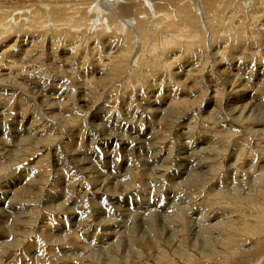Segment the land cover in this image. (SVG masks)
Segmentation results:
<instances>
[{"label": "bare ground", "instance_id": "1", "mask_svg": "<svg viewBox=\"0 0 264 264\" xmlns=\"http://www.w3.org/2000/svg\"><path fill=\"white\" fill-rule=\"evenodd\" d=\"M114 1L115 3L113 1L110 2V0H0V40H2L0 44L15 41L14 44L7 45L3 53L0 54V62L6 59L3 60L1 57L3 54L12 53L15 49L14 47H16L14 45L18 41L21 42V38L28 36L30 42L27 45H30L28 47L30 49H27V51L29 50L28 52L33 54H31L32 56L30 55V58L27 56L29 58L28 61L32 62V64L30 63L31 66L29 64L28 66H24L22 64L23 60L20 63L22 65L19 66L11 58L12 61L9 60V62L14 67L11 66L13 69L16 68L14 77L20 76L19 72H25L26 75H29L28 77L36 79L38 76L40 77L44 74L41 72L42 65L40 64L44 61L45 57L48 60H51L49 57H53V55L58 57L57 53L53 54L57 50L58 52L61 50L63 54L73 55L81 53V48L85 49L84 53H82L86 54L87 60L89 59L88 62L92 63V65L89 63L91 65H89V68L93 70H90L92 75L89 79L92 82L90 86L92 88L89 95L91 97L95 95L101 97V93L96 90L101 89L100 91H102V89H108L109 92H112L114 89H117L115 87L116 83L118 84L121 81L122 85L119 83L120 90L121 92L125 91L124 98L122 99L125 106L122 107H125L124 110L127 111V114H129L130 110H135L136 112L139 110L142 115L149 117L148 120L158 117L161 122L163 121L162 130L158 129L156 131V129H153L150 134L152 143L159 147V150L157 146L155 147L157 150L152 155V158L155 157V161L157 158H164L163 160L170 159L168 148L162 153L161 147L166 146L168 140L175 135H173L174 129L178 128L179 132H181L179 135L182 137L180 139L181 143L177 142L180 143L179 148L182 151L189 148L188 151L182 152L183 154L177 153L179 159L183 160V158H187L186 154L189 153V150L201 151L199 154L201 157L197 155L199 159L197 166L207 173L199 175L198 170L196 171L198 174L194 173L193 169L195 167L192 170L191 167L190 169L188 167L186 170L185 163L183 162L184 172L182 174L188 175L189 179L187 178V181L182 184L179 181L170 183L172 186L170 191L166 190L167 195H173L170 197L174 204L171 202L173 205H169V210L166 207H162V211L153 206L157 211L151 210V213H148V211L150 212V208L148 210L143 208L146 205L152 208V203H157V199L151 198L153 200L151 203L144 195L143 200L145 199V203L143 204L144 201H142L144 206L139 209V212L134 210V214L130 213L133 217L136 216L135 220L133 219L136 222L134 224H129V220L127 222L114 219L108 221L97 220L95 219L97 216L95 218L93 216V219H91V215H88L90 210L85 205H88L89 202H92L93 199L99 196L110 202L122 200L123 195L127 199V197L134 196V193L142 194L138 187L139 192L136 190L137 188L134 184L135 172L138 170L137 167L135 166L134 168L131 165L128 171L125 170V162H117L116 156L120 152L125 153L128 151L129 154L132 153L134 148L139 144L137 140L143 134L140 133L141 131L138 127L140 132L135 129L133 121H127L125 117L117 112L121 107L112 100H110L111 102L107 100L106 105H103L102 109V105H100L98 111L95 110L93 116L99 123H82L80 121L83 117L81 118L80 115L78 119L77 117L75 119L72 118V122H76L77 126L72 125L71 130L74 133H70L69 136L67 135L65 138L68 140L64 141V138L60 139L56 137L57 126L49 124V120L38 123V119L35 122L32 119L30 122L34 124V127L16 131L18 134H25V137L15 136L14 141H10L8 144H4L5 141L1 142L0 139V167H2L0 168V180L5 176V172L11 170V167L18 163L21 165V163L26 162L29 158L26 166H23L24 164L22 166L25 167V171H30L29 174L27 173L30 176V178L28 177L29 180L28 178L27 180L28 183H31L27 188L21 187L13 191V202L10 203V208L14 215L12 213L7 214L5 210L6 214H3L1 207L6 206V202L4 200L0 201V221L2 218H6L9 223L8 227L5 225L6 223H3L5 226L0 227V238H8L5 242L0 243V260L5 259V264H264V117L256 115V111L253 113L251 111L252 107L248 108V104H245V106L234 104L235 106H231L230 110L226 109L228 115L224 116L225 111L220 114L223 102L220 94L227 92L229 96L233 95V98L237 100L238 98L245 97L247 94L244 92L246 90L243 89L248 86V76L250 77L251 73L254 75V73L259 71L258 65L263 64L262 66L264 67V0H121V4L116 2V0ZM98 3L99 5L95 7V4ZM9 5L15 6H11L12 8H10ZM92 7L94 10L95 8H102L103 10H100H102L103 14H106V17L102 14L104 17L101 15V17L93 20L94 15L90 14ZM81 8H84V10L82 11ZM31 9L33 10L31 11ZM150 9H153V15L149 13ZM26 11H29V13H26ZM93 21L96 23H93ZM17 23L23 29L29 26L28 28L26 27L27 31L17 30V35L12 33ZM92 23L95 25L93 28L91 26ZM121 26L124 30L121 29ZM79 27L84 28L79 34H74V31ZM108 28L112 29L110 34L106 31ZM28 52L27 54L29 55ZM15 56L14 54L13 57ZM24 57L26 58V56ZM74 57H77L75 61ZM74 57L72 58L71 56L73 64L80 62L79 66L83 64L87 65V62H78L80 60L78 56L74 55ZM65 59H70V55L69 57L66 56ZM66 60V63L70 62V60ZM35 63L41 66L40 71L34 69ZM61 63L59 62V64ZM236 63L240 65L238 64L239 66L237 67ZM247 63H250L252 66H249ZM57 64L58 62L56 66H58ZM70 64L72 63L70 62ZM184 64L186 65L184 66ZM51 65L53 68L51 69L54 70L55 66L52 63ZM66 65L68 66L69 64ZM191 66L192 68L188 69V71L187 69H183V72H186V76L189 77L187 81L190 80L195 86H198V89L194 88L199 90L200 96L196 95V98H191L192 100L182 101L178 100L177 96H175L177 93H173V97L175 98L170 100V104L164 103V99L163 102L159 103L157 99L149 100L146 106L145 104H140L138 98H142L143 100L147 96V92L144 91L142 94H137L138 92H135L134 88H132L136 87V85L132 86L133 82L142 85L157 79H162V83L171 81V78L175 80L180 78L183 72L177 71L174 73V68L179 70ZM247 66L251 69L248 70L249 67ZM6 67H8L7 62ZM223 67H227L229 74L226 69L221 70ZM218 68L220 73L213 74V71L215 70L214 72H216ZM44 69H46L45 66ZM48 69L49 72L47 74L50 75V68ZM70 70L72 71L73 69ZM58 71L60 72L61 70ZM58 71L56 72L58 73ZM235 71L237 73H234ZM95 73H99V76H95ZM204 73L207 74L208 78H212L211 82H215L217 85L223 82L221 84L223 85L222 87H220L221 85L215 86L214 84L215 88H218L217 91L213 90L210 92L214 93L213 96L209 94V87L211 85L209 84L208 87L205 84L208 78L204 76ZM246 74L248 76L244 78L243 76H246ZM84 76L86 77V75ZM66 77L68 76L66 75ZM3 82L4 79H0L1 86ZM14 84L11 83V87H8L10 88V94L12 96L14 94L13 97H20L22 99L27 89L20 91L22 89L21 84L18 82H14ZM257 84H253V86ZM262 86L261 83L260 88ZM73 88L76 89V87ZM73 88L71 89L73 90ZM85 88L87 89V87ZM157 89L159 90V88ZM127 91L129 92L127 93ZM75 92L76 90L74 93H71L75 94ZM28 93L27 95H29ZM203 93H205L206 97H209L201 96ZM102 95H104L103 92ZM122 95L121 97H123ZM38 96L40 97V95ZM203 98H206V100ZM197 100H200V102L196 105ZM213 100L218 104H215L217 110L213 109L214 113L206 109V111L202 110L205 108V102H207L206 106H208ZM82 102H85V100ZM76 103L75 105H77ZM62 106L61 104L60 107ZM47 107L49 111H52L54 108L50 104H47ZM117 107H119V110L116 109ZM34 108L32 112H34ZM71 109L69 110L70 112L72 111ZM58 110L60 111V109ZM215 110L217 111L216 113ZM51 111L50 113H53ZM103 114L106 116L101 117ZM57 117H55L56 122L59 119ZM142 118H145V116ZM62 119H64L63 116ZM133 120L136 123H140L139 120V122L137 121L136 116ZM153 120L155 121V119ZM69 122L65 126L71 125ZM86 126L88 129H86ZM107 126L110 129L106 128ZM84 129L86 132H84ZM116 130H121V132H116ZM192 140H196L197 143L190 142ZM204 140L209 141V145L211 142L213 149L207 145H198V143L203 144ZM84 142L87 143L86 147L83 146ZM62 143H64L63 147ZM71 145L76 147H66ZM38 146L42 149L41 153L47 154V160L45 164L42 161L33 165L35 161L32 163L33 158L30 159V156L32 152L35 153ZM168 146L171 147L172 145ZM206 146L210 149L206 148ZM176 147L174 146L175 149ZM90 158L99 160L108 174L106 172L102 175L97 173L95 163ZM149 160L152 159L150 158ZM224 161H226V168L221 170L220 166ZM189 165H192V163L189 162ZM6 168L8 170H5ZM155 169V171H152L153 173L149 172L152 180H158V178L167 176L171 170L168 164L165 168L159 167ZM51 172H53L55 177L67 174L68 177H72V185L76 186L77 199L71 200L68 206L62 204L64 207L63 211L59 210V208L56 209L57 206H54L55 209L52 208L50 210V207L43 205L48 199H45L44 202L37 199L48 195V192L45 189L43 190V182L44 184H48V174ZM114 172H121V174L113 175ZM142 172L141 174H144ZM14 173L18 174L17 172ZM252 176L257 177V180H252V182H255L256 188L249 193L248 191L252 186H250L248 179ZM110 177L112 181L109 182ZM119 178L120 180L122 178L125 181H130L132 188L130 190L127 189V192H125L126 189L119 187L121 189L118 191L119 193L111 192L108 187L103 188L104 183H113V180L117 181ZM100 179L102 180L100 182L101 187H99L97 182ZM121 181L116 182V185L120 186ZM90 182H93L94 191L90 190ZM75 186L72 188L74 189ZM159 186L161 185L159 184ZM206 186H209L207 187L209 189L208 192L212 190L211 186H219L220 190L214 191L216 192L214 195H202V189V192H198L200 187L206 189ZM214 189L216 190L217 188ZM187 190L196 192L190 194L193 202L186 198L189 195ZM124 192L125 194L121 195ZM53 193L56 192L53 191ZM149 193H147V197H149ZM38 194L39 196H35ZM166 194L163 195L161 201L165 200ZM79 197H84V199L79 200ZM181 198L184 199L182 200ZM180 202L184 203V207H186L185 202H189L192 205H187L190 210L177 207L178 203L179 205L181 204ZM75 203H80L79 207ZM175 203L177 204L175 205ZM172 207L176 208V211L173 212L174 215L172 217L169 215L171 219L167 221L165 220L167 215L164 216L162 212L168 211L169 213ZM196 207L197 209L193 210ZM192 210L193 212L191 213L193 214L201 213L203 210L205 212L206 217H203L205 222H199V219L198 221L196 218L194 219L200 223L199 227H197L198 224L187 220L188 215L186 216V213ZM143 215L150 216L145 217ZM132 216L128 214L127 218L129 219ZM186 221L189 227L197 229L191 231V236L193 233V236L197 240L195 244L187 240L190 234L187 239L184 236L188 233L184 229L187 227ZM57 224L64 228H69L67 233L63 229L66 234L60 237V240L55 239L56 236L54 237L50 233L51 231H47L49 227ZM58 227L56 226L57 230H59ZM143 227L146 228L147 232L144 235H140L141 237L139 238L136 235L138 234L137 230H141ZM183 230L186 232L185 234ZM190 230L188 229L189 232ZM96 244H103L105 247L102 246L104 249L102 247L98 248ZM97 250L101 252L100 258H97L93 254ZM73 251H81L82 253L75 254Z\"/></svg>", "mask_w": 264, "mask_h": 264}, {"label": "rangeland", "instance_id": "2", "mask_svg": "<svg viewBox=\"0 0 264 264\" xmlns=\"http://www.w3.org/2000/svg\"><path fill=\"white\" fill-rule=\"evenodd\" d=\"M41 1V0H40ZM111 1H113L114 3H115V1L114 0H110V2ZM116 2H118V3H122V1L121 0H116ZM100 3V2H99ZM99 3L98 4H95V7L97 6V5H99ZM27 4H28V2H27ZM1 5V4H0ZM14 7L15 5H9V7L10 8H12V7ZM100 9H102V8H95V10L93 9V7H92V9H91V11H90V14H92V15H94L93 16V20H96V18L97 17H101V15L103 14V12H102V10H100ZM33 9H31V11H32ZM81 10L83 11L84 10V8L82 9L81 8ZM97 10H99V11H97ZM30 11V12H31ZM150 12V14H152L153 15V9H150L149 10ZM99 12V13H98ZM26 13H29V11H26ZM26 13H24V14H26ZM96 13V14H95ZM104 16L106 15V14H103ZM102 15V16H103ZM103 16V17H104ZM106 17V16H105ZM95 18V19H94ZM93 23H96V22H94L93 21ZM93 23H92V28L95 26V25H93ZM19 23H17L16 25H15V27L13 28L14 30H13V32L12 33H14L15 35H17L16 34V32H17V30H22V31H27V29H26V27L28 28L29 26H26V27H24V29H23V27H20L19 25H18ZM19 26V27H18ZM19 28V29H18ZM84 28V27H83ZM83 28H81V27H79L77 30H75L74 31V34H79L80 32H81V30L83 29ZM121 29H123L122 28V26H121ZM111 30L112 29H110V28H108L106 31H107V33L108 34H110L111 33ZM124 30V29H123ZM78 32V33H77ZM12 35V34H11ZM14 35V36H15ZM114 35V34H113ZM21 37H24V36H21ZM29 37L28 36H25L24 38H21V42H17V44L16 45H14V46H16V47H14L15 49L12 51V53H8V54H12L11 56L9 55V57H8V54L7 53H5V54H3V56H1L2 58H3V60L5 59V61H2V62H0V79H4V82L2 83L3 85L1 86L0 85V90H1V92H0V94H1V97H0V139H1V142H4V144H8V142L10 143V141L11 142H13L14 141V138H15V136H20V137H25V134H23V135H21V134H18V132H16L17 130H20V129H23V128H30V127H34L33 125L34 124H32V122H30V120H34V122L38 119L39 121H38V123L41 121H48L49 122V124H52V126L54 125L56 128H57V136L56 137H58V138H60V139H62V138H64L63 139V141L64 140H68L67 138H65V137H67V135L69 136V134L70 133H74V131L73 130H71V128L75 125V127L77 126V123L75 122H72V118L73 119H75L76 117H77V119H78V116L80 115V117L82 118L83 117V119L80 121V122H82V123H88V124H90V123H92V122H97L96 121V118L93 116V114L95 113V110L96 111H98V109H99V106L100 105H102V107H101V109L103 108V105L105 106L106 105V102H107V100H112L113 102H116L117 103V105L119 106V107H121L120 108V110H119V107H117L116 109L117 110H119V111H117V112H119L120 113V115H122L123 117H125L126 119H127V121H133L132 123H133V125H134V127H135V129L137 130V131H139L140 133H142L143 134V136L142 137H140L139 139L141 140V142H140V140L138 139L137 140V142H139V144H138V146L136 147V148H134V150H133V152L132 153H128V151L127 152H120V153H118L117 154V156H116V161L117 162H119V163H124V168H125V170H127L128 171V169L131 167V165L135 168V166L137 167V171L135 172V182H134V184H135V186H136V188L138 187L139 189H140V191H141V193L142 194H137V193H134V196H132V197H127V199H126V196L125 195H123V194H125V192H127V189H131L132 188V186H130V184H131V182L130 181H125L124 179H122L121 178V180H120V178L116 181V180H113L114 182L113 183H104L103 184V188H105V187H108V188H110V191L111 192H115V193H117L118 191H120L121 189L119 188V187H122V188H124V189H126V191L124 192V193H122L121 195H123V199L122 200H120V201H110V202H108L105 198H103V197H98V198H95V199H93V201L92 202H89L88 203V205H85V207H88L89 209L88 210H90L89 211V213H88V215L90 216V218L91 219H93V218H95L96 216V218L95 219H97V220H103V221H108V220H117V221H120L121 220V222L123 221V222H127V220H129L128 221V223L129 224H134V223H136V222H134V220H135V218H136V216H132V214H130V213H135V212H133L134 210H137V212H139V209L141 208V207H143L144 205V203H145V199L143 200V198L145 197V198H148L149 199V202H153V200L151 199V198H156L157 199V203L159 204H157V203H155V202H153L152 203V208L151 207H148L147 205H146V207H144L143 209H145L146 208V210H148L149 208V210H150V212L148 211V213H151V210L152 211H157V209L156 208H158L159 209V211H162V207H166L167 209H168V207H170L169 205H173L174 203H173V200H172V196L173 195H167L166 194V190H168V191H170V188L172 187L171 186V184L170 183H175V182H178L179 181V183L180 184H182L183 182H185V181H187L186 179L188 178L189 179V177H188V175H185V174H182V172H184V168H183V166L184 165H182L183 164V162L185 163V166H186V170H187V168L189 167V169H190V167H191V170L193 169V167H195L193 170H194V173H200L199 175H202L203 173H207L205 170H203L202 168H199L197 165H198V163H199V159L197 158V155L199 156V154H200V152H198V151H194V149H193V151L191 150H189V153H187L186 154V156H188L187 158H183V160H181V159H179V156H178V152H179V154H183L184 152H186V151H188V149L187 150H185V151H182L180 148H179V145H180V143H181V138L182 137H180V133L181 132H179V130H178V128L176 129H174L173 131V137H171L169 140H168V143L166 144V146L164 145L163 147H161L162 148V153L163 152H165V150L168 148V150H169V154H170V159L169 160H163L164 158H157V160L155 161V157H153L152 158V155L154 154V152H156V150L158 149L159 150V147L157 146V149L155 148L156 146L152 143V140H151V136H150V134L152 133V131H153V129H156V131H158V129L159 130H162V126H163V121L161 122L160 121V118H152V119H155V121L153 120L152 121V119L151 120H148L149 119V117H147L146 115H142L140 112H139V110H137V112L135 111V110H130L129 111V114H127V111L126 110H124L125 109V107H122V106H125L124 105V103H123V98H124V92L125 91H122L121 92V90H120V84L122 85V83H121V81L117 84L116 83V85H115V87L117 88V89H114L112 92H113V94H111L112 92L110 91H108V89L107 90H104V89H102V91H100L101 89H98V90H96V91H98V92H100L101 93V97L100 96H92L91 97V95H89L90 93V89L92 88V87H90L91 86V81H90V77H91V75H92V73H91V71H93L92 69H90L89 68V65L91 64L92 65V63H90V62H88L89 61V59L87 60V58H86V54H83L84 53V50L85 49H83V48H81V51L83 52H79V53H75V54H73V55H71V54H63L62 53V51L60 50L59 52H58V50L57 51H55L53 54H58V57H56L55 55H53V57H49V58H51V60H48V58H44V61H42V63L40 64V65H42V71L41 72H43L44 74L42 75V76H38V78H36V79H34L33 77H31L32 78V80H31V78L30 77H28L29 75H26V73L25 72H19V74H20V76H18V77H14L15 76V72H16V68L15 69H13L14 67L12 66V64H10V62H9V60H14V63H16L17 64V66H19V65H24V66H28V64L30 65V63L32 64V62H29L28 61V59L33 55L32 53V55L30 54V52H28L27 51V49H30V48H28V47H30V45H27V43L28 42H30V38L28 39ZM24 39V40H23ZM108 40V39H107ZM2 40H0V42H1ZM23 41V42H22ZM92 41H94L93 39H92ZM24 42H26V43H24ZM151 42V41H150ZM11 43H15V41L13 40V42H11ZM11 43H4V44H0L1 46H0V54L1 53H3V51L6 49V47H7V45H9V44H11ZM18 44H19V46H18ZM3 45H6V46H3ZM12 45V44H11ZM23 47H22V46ZM20 47V48H19ZM23 49H22V48ZM17 49V50H16ZM20 49V51H18ZM25 49V50H24ZM16 50V51H15ZM22 51V52H21ZM29 53V55L27 54V52ZM24 53V54H23ZM14 54L16 55L15 57H13L14 56ZM27 54V55H26ZM7 55V56H6ZM31 55V56H30ZM63 55V56H62ZM69 55H70V59H68V60H66L65 58H66V56L67 57H69ZM74 55H76V56H78V59H80V60H78V62L79 61H81L82 63H86L87 65H85V64H83V65H81V66H79V63H76V64H78V65H76V64H73L74 62L72 61L73 59H71V56H72V58L74 57ZM5 56V57H4ZM24 56H26V58L24 57ZM27 56H29V58L27 57ZM60 56H61V58H60ZM9 59H8V58ZM13 57V58H12ZM22 57H24V59H22ZM86 59H85V58ZM11 58V59H10ZM53 58V59H52ZM59 58V59H58ZM75 58H77V57H74V61L76 60ZM81 58H83V59H81ZM19 59V60H18ZM55 59H56V62L54 63V61H55ZM58 59V60H57ZM85 59V60H84ZM231 59H232V56H231ZM11 60V61H12ZM16 60H18V61H16ZM24 62H23V61ZM27 60V61H26ZM47 60V61H46ZM52 60H54V61H52ZM60 60V61H59ZM64 60V61H63ZM65 60L66 61H69L70 60V62L72 63V64H70V62H68V63H66L65 62ZM233 60V59H232ZM49 61H51V62H49ZM61 61H62V63H61ZM236 61V60H235ZM234 61V62H235ZM6 62H7V66L9 67H6ZM8 62H9V65H8ZM23 62V63H22ZM27 62V63H26ZM45 62V63H44ZM47 62H49V63H47ZM58 62V66H60V67H58V66H56V63ZM59 62L61 63V64H63V65H61V64H59ZM233 62V63H234ZM20 63H22V64H20ZM26 63V64H25ZM53 64L54 66H55V69L54 70H52L53 68H52V65L50 66V64ZM69 64L68 66H70V67H68L66 64ZM90 63V64H89ZM15 64V65H16ZM45 64V65H44ZM65 64V65H64ZM239 63H236V66L238 67L239 65H238ZM242 64V63H241ZM249 66H252L250 63H247ZM256 64V63H255ZM3 65V66H2ZM38 65V66H37ZM39 64H37V63H35L34 64V69H37V70H39L40 68H41V66H40ZM90 65V66H91ZM186 64H184V66H185ZM232 65V64H231ZM258 65V64H257ZM261 66L263 65V64H260ZM260 65H258V69H259V71H257L256 73H254V75L251 73V75H250V77L246 74V76H243L244 78L245 77H247L248 76V78H247V81L249 82L248 83V86L247 87H245L243 90H246V91H244L247 95L245 96V97H243V98H238V100L237 99H234L233 98V95H228V93L227 92H222L221 94H220V98H222L223 99V102H222V105H221V109H222V111L220 112V114H222V113H224V111H225V114H224V116L225 115H228V113L226 112V109H229L230 110V108H232L231 106H235V105H237V104H239V106L241 105V106H245V104H248V108L251 106L252 107V112L253 113H255V111H256V115L258 114L259 116H263L264 117V67L262 66H260ZM5 66V67H4ZM13 68H12V67ZM31 66V65H30ZM44 66L46 67V69H44ZM78 66V67H77ZM249 66H247V67H249ZM4 67V68H3ZM37 67V68H36ZM62 67V68H61ZM48 68H50V75L49 74H47V72H49V69ZM52 68V69H51ZM57 68H59V69H57ZM80 68V69H79ZM190 68H192V66L191 67H186V68H182V69H179V70H176V68H174V73H176L177 71H180V72H183V69H187V71H188V69H190ZM228 68H230L229 66H228ZM13 69V70H12ZM66 69V70H65ZM70 69H73L72 71L70 70ZM224 70V69H226V71H227V67L226 68H221V70ZM251 68L249 67L248 68V70H250ZM18 70V69H17ZM41 70V69H40ZM39 70V71H40ZM46 70H48V71H45ZM53 72H52V71ZM58 70H61L60 72L62 73V75H61V73L58 71ZM62 70H64L63 72H62ZM76 70V71H75ZM91 70V71H90ZM262 72H261V71ZM56 71H58V73L56 72ZM71 71V72H70ZM75 71V72H74ZM80 73H79V72ZM215 71V70H214ZM213 71V74H219L220 73V70H219V68L218 69H216V72H214ZM40 72V73H41ZM78 72V73H77ZM83 72V73H82ZM84 72H85V74H84ZM88 72V73H87ZM171 72H172V70H171ZM186 73V72H185ZM184 72L183 73H181V76H180V78H177V79H175V80H173V78H171V81H167V82H164V83H162L161 82V80L162 79H157V80H151L150 82H148V83H146V84H142V85H140V84H136V83H132V86L133 85H136V87H138L137 89H136V87L134 86V87H132V88H134V90H135V92H138L137 94H142L144 91L145 92H147V96L149 97V99H148V97L147 96H145L144 98H143V100H142V98H138V101H140V104H145V106H146V104H147V102L150 100V101H152V100H154V99H157V102L159 103V102H163V99L165 100L164 101V103H166V104H170V100H172L173 98H175V97H173L174 96V94L175 93H177V94H175V96H177V99L178 100H192V99H194V98H196L195 96L197 95V96H200V93H199V90H196L195 88H197L198 89V86H195V84L193 83V82H191L190 80L189 81H187V79L189 78L188 76H186V74H185ZM227 73L229 74V70L227 71ZM234 73H237L236 71L234 72ZM258 73V74H257ZM3 74V75H2ZM58 74H60V75H58ZM68 76V77H66V75ZM82 74V75H81ZM88 74V75H87ZM24 75V76H23ZM53 75V76H52ZM76 75V76H75ZM84 75H86V77L84 76ZM95 76H99V73H95L94 74ZM253 75V77H251ZM23 76V77H22ZM44 76V77H43ZM47 76V77H46ZM61 76V77H60ZM75 76V77H74ZM84 76V77H83ZM204 76L205 77H207V74L206 73H204ZM210 76V75H209ZM14 77V78H13ZM51 77V78H50ZM63 77V78H62ZM65 77H66V79H65ZM156 77V76H155ZM242 77V78H243ZM46 78H48L47 80H46ZM56 78V79H55ZM71 80H70V79ZM74 78V79H73ZM154 78V77H153ZM182 78V79H181ZM208 78V77H207ZM222 78L224 79V77L222 76ZM43 79H45V80H43ZM50 79H52V80H50ZM61 79V80H60ZM14 80V81H13ZM37 80V81H36ZM48 80H49V82H48ZM65 80V81H64ZM73 80V81H72ZM81 80V81H80ZM87 80H89V82H87ZM185 80V81H184ZM211 80H212V78H208V80L206 81V85L209 87V84L211 85V87H209V94H211V96H213L214 95V93H210L211 91H217V88L218 87H216L215 88V86H220L221 84H223V82H221V83H219L220 85H217V84H215V82H211ZM262 82H261V81ZM23 81V82H22ZM42 81H44V82H42ZM86 81V82H85ZM174 81V82H173ZM178 81H180L181 82V84H179L180 82H178ZM219 81H221V80H219ZM14 82H18L19 84H21V90L20 91H24V90H26L27 89V92H26V94H24V92H23V94H24V97H22V99L20 98V97H13L14 96V94H13V96L10 94V88H8V87H11V83L12 84H14ZM47 82V83H46ZM66 84H65V83ZM152 82V83H151ZM183 82V83H182ZM210 82V83H209ZM29 83V84H28ZM35 83V84H34ZM40 83V84H39ZM43 83H45V84H47V85H45V84H43ZM49 83V84H48ZM63 83V84H62ZM70 83V84H69ZM84 83V84H83ZM90 83V84H89ZM156 83V84H155ZM243 83H245V82H243ZM258 83V84H257ZM261 83H262V88H260V85H261ZM36 84H38V85H36ZM73 84V85H72ZM154 84V85H153ZM164 84V85H163ZM214 84H215V86H214ZM253 84H257V85H254L253 86ZM260 84V85H259ZM14 85H16V84H14ZM57 85V86H56ZM64 87H63V86ZM67 85V86H66ZM69 85H71V86H69ZM83 85V86H82ZM139 85V86H138ZM146 85V86H145ZM251 85V86H250ZM76 87V89L75 88H73V87ZM80 86H81V88H80ZM118 86H119V88H118ZM152 86V87H151ZM157 86V87H156ZM167 86V87H166ZM189 86V87H188ZM223 85H221L220 87H222ZM23 87H25V88H23ZM48 87V88H47ZM50 87H52V88H50ZM60 87V88H59ZM62 87V88H61ZM67 87V88H66ZM79 87V88H78ZM85 87H87V89L84 88ZM146 87H147V89H146ZM151 87V88H150ZM154 87V88H153ZM172 89H171V88ZM195 87V88H194ZM46 88V89H45ZM58 88V89H57ZM71 88H73V90L71 89ZM140 88V89H139ZM150 88V89H149ZM157 88H159V90L157 89ZM31 89V90H30ZM57 89V90H56ZM63 89V90H62ZM77 89H79V90H77ZM178 89V90H177ZM184 89V90H183ZM231 89V88H230ZM29 90V91H28ZM76 90V92H75V94H73L74 93V91ZM120 90V91H119ZM166 90V91H165ZM170 90V91H169ZM177 92H176V91ZM195 90V91H194ZM204 90H205V88H204ZM222 90V89H221ZM32 93H31V92ZM56 91H57V93H56ZM64 91V92H63ZM73 92V93H71V92ZM141 91V92H140ZM160 91H161V93H160ZM173 91V92H172ZM201 91V90H200ZM231 91V90H230ZM229 91V92H230ZM29 92V93H28ZM83 92H84V94H83ZM102 92H103V94L104 95H102ZM129 91H127V93H128ZM165 92V93H164ZM186 92V93H185ZM9 93V94H8ZM27 93L30 95H27ZM31 93V94H30ZM37 93H41V94H38V95H40V97L37 95ZM62 93V94H61ZM66 93V94H65ZM174 93V94H173ZM182 93V94H181ZM32 94H34V95H32ZM36 94V95H35ZM45 94V95H44ZM60 94V95H59ZM86 94V95H85ZM123 94V95H122ZM187 94V95H186ZM188 94H190V95H188ZM3 95V96H2ZM56 95H58V96H56ZM64 95H66V96H64ZM106 95V96H105ZM114 95H116L115 97H114ZM121 95L123 96V97H121ZM224 95V96H223ZM26 96H28V97H26ZM57 97V99H56V97ZM72 96V98L70 99V97ZM103 96V97H102ZM120 98H119V97ZM154 96H155V98H154ZM201 96H203V97H206L205 96V93H203V94H201ZM208 96V95H207ZM55 97V98H54ZM63 97V98H62ZM157 97V98H156ZM166 99H165V98ZM172 97V98H171ZM187 97H188V99H187ZM209 97V96H208ZM208 97H206V98H208ZM228 97V98H227ZM230 97V98H229ZM235 97V96H234ZM258 97H260V98H258ZM26 98V99H25ZM45 98H47L46 100H45ZM59 98V99H58ZM67 98H68V101H67ZM113 98H116V99H113ZM192 98V99H191ZM206 98H203V99H205L206 100ZM262 98V99H261ZM32 99V100H31ZM34 99H36V100H34ZM45 101H44V100ZM63 99V100H62ZM66 99V100H65ZM80 99L82 100V101H84L85 100V102H80ZM146 99V100H145ZM14 100V101H13ZM77 101V103H76V101ZM106 100V101H105ZM258 100V101H257ZM31 101V102H30ZM42 101H43V103H42ZM103 101V102H102ZM118 101V102H117ZM144 101V102H143ZM226 101V102H225ZM228 101V102H227ZM28 102V103H27ZM32 102H34V103H32ZM47 102V103H46ZM79 102V103H78ZM111 102V101H110ZM143 102V103H142ZM146 102V103H145ZM199 102H200V100H197L196 101V105L197 104H199ZM205 102V101H204ZM232 102V103H231ZM239 102V103H238ZM11 103H13V104H11ZM46 103V104H45ZM56 103V104H55ZM71 103V104H70ZM74 103V104H73ZM75 103L77 104V105H75ZM217 102L216 101H212V103L211 104H209L208 106H206L207 105V102H205L204 103V105H205V108L204 109H202V110H204V111H209V112H213V109H216L215 107H216V105H218V104H216ZM24 104V105H23ZM47 104H50V105H52V106H54V108L52 109V111L51 112H53V113H50V111L48 110V107H47ZM61 104L63 105L62 107H60L61 106ZM64 104H65V106H64ZM120 104V105H119ZM216 104V105H215ZM227 104V105H226ZM235 104V105H234ZM32 105V106H31ZM60 107H58V106ZM67 105V106H66ZM75 105V106H74ZM220 105V104H219ZM224 105V106H223ZM168 106V105H167ZM33 107H35L34 108V112H32L33 111ZM69 109H68V108ZM74 107H76V109H74ZM250 107V108H251ZM32 108V109H31ZM47 108V109H46ZM72 108V109H71ZM36 109V110H35ZM46 109V110H45ZM58 109H60V111L58 110ZM72 110L71 112L69 111V110ZM206 109V110H205ZM254 109V110H253ZM38 110V111H37ZM43 110V111H42ZM123 110V111H122ZM217 110V109H216ZM215 110V113L217 112ZM258 110V111H257ZM36 111V112H35ZM40 111V112H39ZM68 111V112H67ZM260 111V112H259ZM31 112V113H30ZM123 113V114H122ZM214 113V112H213ZM3 115V117H2V115ZM40 114H42V115H40ZM48 114V115H47ZM263 114V115H262ZM35 115H37V116H35ZM46 115V116H45ZM57 115H58V117H57ZM59 115H60V117H59ZM126 115V116H125ZM6 118H5V117ZM62 116H63V118L64 119H62ZM104 116H106V115H101V117H104ZM136 116V119H137V121L139 120L140 121V123H136L134 120H133V118ZM145 116V118H142V117H144ZM2 117V118H1ZM23 117H24V119H23ZM55 117H57V122H61V123H57L56 122V118ZM67 117H69V118H67ZM44 119V120H43ZM61 119V120H60ZM66 119V120H65ZM68 119V120H67ZM76 119V120H77ZM142 119V120H141ZM147 119V120H146ZM144 120V121H143ZM52 121H53V123H52ZM56 123H55V122ZM64 121V123H62ZM68 121H70L69 123H71V125H67V126H65L66 124H67V122ZM138 121V122H139ZM149 121V122H148ZM146 124H145V123ZM3 123V124H2ZM97 123H99V121L97 122ZM152 123V124H151ZM6 124V125H5ZM29 124V125H28ZM32 124V125H31ZM58 124V125H57ZM62 126H61V125ZM139 124V125H138ZM64 125V126H63ZM73 125V126H72ZM142 127H141V126ZM28 126V127H27ZM59 126V127H58ZM5 127V128H4ZM65 127V128H64ZM87 127V126H86ZM139 128V130H138V128ZM68 128V129H67ZM106 128H109L110 129V127H106ZM86 129H88V127L86 128ZM108 129V130H109ZM123 129V128H122ZM7 130V131H6ZM85 130V129H84ZM177 130V131H176ZM70 131V132H69ZM151 131V132H150ZM84 132H86V130L84 131ZM116 132H121V130H116ZM150 132V133H149ZM9 133V134H8ZM60 135H59V134ZM62 133H63V135H62ZM67 133V134H66ZM89 133V132H88ZM145 133V134H144ZM149 134V135H148ZM178 136H177V135ZM13 135V136H12ZM72 135V134H71ZM87 135V134H86ZM148 137H147V136ZM59 136H61V137H59ZM63 136V137H62ZM172 136V135H171ZM176 137V138H175ZM178 137V138H177ZM147 138V139H146ZM174 138V139H173ZM5 139V140H4ZM97 140H98V138H96ZM143 139V140H142ZM146 140H148V141H146ZM201 140V139H200ZM144 141V142H143ZM205 142L203 143V144H199L198 143V145H207V146H210V147H212V149H213V146H212V143L210 142V145L208 144L209 143V141H207V140H204ZM177 142H180V143H177ZM190 142H192V143H197L196 142V140H192V141H190ZM198 142H199V140H198ZM87 143H88V141H87ZM87 143H83V146L84 147H86V145H87ZM169 143H171V144H169ZM63 145H64V143H62V147H63ZM134 145V144H133ZM168 145H172L171 147H169ZM176 145H178L177 147H176ZM198 145H197V148H198ZM71 146H74V145H71ZM71 146H66V147H68V148H75L76 146H74V147H71ZM168 146V147H167ZM174 146L176 147V149L174 148ZM206 146V148H209V147H207ZM65 147V148H66ZM215 148H216V146H214ZM143 148V149H142ZM173 148V149H172ZM179 148V149H178ZM193 148H195V147H193ZM153 149H154V151H153ZM164 149V150H163ZM210 149V148H209ZM138 150V151H137ZM181 150V151H180ZM34 151V150H33ZM142 151V152H141ZM42 152V149H41V147L40 146H38L37 148H36V151H35V153H33L32 152V154H31V156H30V159H32L33 158V160L31 161L32 163L34 162V164L33 165H36L37 163H40V162H42L43 161V163L45 164V162H46V160H47V154L46 153H41ZM149 152H152V153H149ZM183 152V153H182ZM142 153V154H141ZM147 153H149L148 155H147ZM174 153V154H173ZM194 153H196L195 155H194ZM177 154V155H176ZM172 155V156H171ZM189 155H191V156H189ZM175 156V157H174ZM199 157H201V156H199ZM152 159V160H149V159ZM155 158V159H154ZM191 158V159H190ZM91 160H93V162L95 163V166H96V169H97V173H99L100 175H102V174H104L106 171H105V169L103 168V166H102V164L100 163V161L99 160H97V159H95V158H90ZM146 159H148V160H146ZM154 159V160H153ZM187 161H186V160ZM176 160V161H175ZM191 160V161H190ZM194 160H196V161H194ZM27 161H29V158L27 159ZM27 161L26 162H24V163H21V165H20V163H18V164H15L13 167H11V170L10 171H8V172H5V176H3V178L0 180V201L1 200H4L5 202H6V206H2L1 207V209H3V214H10V213H12L13 215H14V213H13V211H11V208H10V203H12L13 201H12V198H13V191L14 190H18L17 188H27L31 183L29 182L28 183V180H29V178H30V176H28V174L30 173V171L29 172H27V171H25V167H23V166H26V163H27ZM99 161V162H98ZM130 161V162H129ZM143 161V162H142ZM144 161H145V163H144ZM162 161H164V162H162ZM169 161H171L170 163H168ZM179 161V162H178ZM198 161V162H197ZM141 162V163H140ZM151 162V163H150ZM161 162V163H160ZM166 162H167V164H168V166H169V168L172 170H170L169 171V173L167 174V176L165 175V176H163L162 178H158V180H152V178H151V174L149 173V172H151V173H153L152 171H155L156 169L155 168H159V167H161V168H165V167H167V164H166ZM178 162V163H177ZM189 162H191L192 163V165H189ZM148 163V164H147ZM173 163V164H172ZM22 164H24L23 166H22ZM134 164V165H133ZM156 164V165H155ZM164 164H165V166H164ZM177 164V165H176ZM188 164V165H187ZM19 167H18V166ZM154 167H153V166ZM172 166V168H174V169H172L171 168V166ZM196 165V166H195ZM224 166V167H223ZM16 167V168H15ZM150 167V168H149ZM153 167V168H152ZM0 168H2V167H0ZM197 168V169H196ZM220 168H221V170L223 169V168H226V161H224L222 164H221V166H220ZM10 169V168H9ZM27 169V168H26ZM155 169V170H154ZM177 169V170H176ZM201 169V170H200ZM5 170H8L7 168L5 169ZM144 170H145V172H144ZM198 170V171H197ZM143 171V172H142ZM197 171V172H196ZM12 172H13V174H12ZM14 172H17L18 174H16V173H14ZM21 172V173H20ZM141 172L142 173H144V174H141ZM174 172H175V174H174ZM9 173H10V175H9ZM28 173V174H27ZM197 173V174H198ZM9 176H8V175ZM106 174H108V172H106ZM119 175V174H121V172H114V174L113 175ZM193 174V173H192ZM191 174V175H192ZM8 177H7V176ZM11 175H13V176H11ZM53 175V176H52ZM195 175V174H194ZM11 176V177H10ZM48 176H49V178L47 179L48 180V184H44V182H43V186H44V188H43V190L45 189L46 190V192H48V195H46V197L45 196H41V197H39V198H37V199H39V201H45V199H48V200H46V202H44V204L43 205H46V206H48V207H50L49 209L50 210H52V208L53 209H55V207H56V209H58L59 208V210H61V211H63L64 210V207L62 206V204H64L65 206L67 205L68 206V204L71 202V200H74V199H77V190H76V186L75 185H72V177H68L67 176V174L66 175H59L58 177H55L54 176V174H53V172H51V173H49L48 174ZM63 178H61V177ZM64 176V177H63ZM142 176V177H141ZM148 177V180H147V177ZM180 176V177H179ZM208 176V175H207ZM207 176H205V177H207ZM229 176H230V174H229ZM6 177H7V179H6ZM29 177V178H28ZM60 177V178H59ZM67 178V180H66V178ZM169 177V178H168ZM176 177V178H175ZM179 177V178H178ZM253 177V178H252ZM252 177H250V179H251V181H250V179H248V182H249V184H250V186H252V188H250L249 189V193H251V190H253L254 188H256V185H255V180H257V177L255 176H252ZM26 178V179H25ZM27 178H28V180H27ZM57 178V179H56ZM146 178V179H145ZM167 178V179H166ZM6 179V180H5ZM65 179V180H64ZM161 179H163L164 180V182H163V180H161ZM169 179V180H168ZM183 181H182V180ZM54 180V181H53ZM70 180V181H69ZM252 180H254L253 182H252ZM67 181V182H66ZM69 181V182H68ZM102 180L100 179L99 181H97L98 182V185H99V187H101L100 186V182H101ZM109 182L110 181H112V179H111V177L109 178V180H108ZM118 181H121L122 183L120 184V186L119 185H116V182H118ZM151 181H153L152 183H151ZM157 183H156V182ZM174 181V182H173ZM181 181V182H180ZM126 182H128L127 184H126ZM251 182H252V185H251ZM27 183V184H26ZM169 183V184H168ZM234 183V182H233ZM25 184V185H24ZM50 184V185H49ZM54 184V185H53ZM69 184V185H68ZM113 184V185H112ZM159 184L161 185V186H159ZM167 184H168V186H167ZM147 185H148V187H147ZM170 185V186H169ZM236 185H237V183H236ZM15 186V187H14ZM19 186V187H18ZM69 186V187H68ZM73 186H75V188L73 189L72 187ZM89 187L91 188L90 190H95L94 189V185H93V182H90L89 183ZM117 187V188H116ZM167 187H169V188H167ZM207 187H209V186H206V189H203V188H201L200 187V189L198 190V192L200 191V192H202V190H203V192L201 193L202 195H214L217 191H219L220 190V188H219V186H211V191H209L208 192V188ZM48 188H50L51 190L53 189V191L54 192H56V193H53V191H51L50 189H48ZM136 189L137 191L139 190V189ZM142 188V189H141ZM167 188V189H166ZM214 188H217L216 190L214 189ZM48 189V190H47ZM71 189V190H70ZM146 189H148L147 191H146ZM151 189V190H150ZM164 189V190H163ZM202 189V190H201ZM219 189V190H218ZM9 190V191H8ZM89 190V191H90ZM128 190V191H129ZM205 190V191H204ZM10 192V193H8V192ZM68 191H69V193H68ZM86 191V190H85ZM84 191V192H85ZM163 191V192H162ZM214 191H216V192H214ZM1 192H5V193H1ZM7 192V193H6ZM44 192V191H43ZM73 192V193H72ZM75 192V193H74ZM139 192V191H138ZM148 192H150L149 194L150 195H148L149 197H147V193ZM187 192H188V196L186 197L188 200H190V201H192L193 202V200L190 198V194L192 193V194H194V193H196L195 191L193 192L192 190H187ZM199 192V193H200ZM213 192V193H212ZM52 193V194H51ZM67 193V194H66ZM72 193V194H71ZM119 193V192H118ZM167 193H169V192H167ZM205 193V194H204ZM71 194V195H70ZM136 194H137V196H136ZM154 194V195H153ZM166 194V198H165V200H163V201H161V199L163 198V195H165ZM62 195V196H61ZM145 195V196H144ZM155 195H157V196H155ZM187 195V194H186ZM35 196H39V194L38 195H35ZM68 196V197H67ZM76 196V197H75ZM81 196H82V194H81ZM139 196V197H138ZM142 196V197H141ZM171 196V197H170ZM66 197V198H65ZM70 197V198H69ZM135 197V198H134ZM189 197V198H188ZM44 198V199H43ZM103 198V199H102ZM68 199V200H67ZM70 199V200H69ZM79 200H83L84 199V197H79L78 198ZM133 199V200H132ZM182 200L184 199V198H181ZM10 200V201H9ZM67 200V201H66ZM151 200V201H150ZM69 201V202H68ZM131 201H132V203H131ZM142 201H144L143 202V204H142ZM108 202V203H107ZM114 202V203H113ZM129 202V203H128ZM173 204H172V203ZM8 203V204H7ZM67 203V204H66ZM137 203V204H136ZM140 203V204H139ZM161 203V204H160ZM170 203V204H169ZM181 204L179 205V203L177 204V203H175V205L177 204V207H183V208H187V210H190V208H188L187 207V205L188 206H192L189 202V204L187 203V202H185V204H186V207H184L185 205H184V203L183 202H180ZM38 204V203H37ZM60 204V205H59ZM75 204H77V207H79V204L80 203H75ZM101 204V205H100ZM148 204V203H147ZM60 207H59V206ZM93 205V206H92ZM182 205V206H181ZM39 206V205H38ZM42 206V205H41ZM55 206V207H54ZM92 206V207H91ZM98 206H99V208H98ZM101 206V207H100ZM113 206V207H112ZM119 206V207H118ZM156 207V208H154V207ZM200 206V205H199ZM5 207V208H4ZM148 207V208H147ZM7 208V209H6ZM102 208V209H101ZM201 208V207H200ZM107 209H109V210H107ZM128 209V210H127ZM154 209V210H153ZM175 209V210H174ZM192 209V208H191ZM197 209V207L195 208V209H193V210H196ZM4 210L6 211V213L4 212ZM74 210H76L75 208H74ZM93 210V211H92ZM103 210V211H102ZM123 210V211H122ZM127 210V211H126ZM169 210V209H168ZM193 210L192 211H188L187 213H186V216L188 215V217H187V220H189V221H192V222H194V223H196V224H198V226L197 227H199V222H202V221H204L203 219L206 217V215H205V212H204V210L200 213V212H198V214L196 213V214H193V213H191V212H193ZM95 211V212H94ZM121 211H122V214H121ZM130 211H132V212H130ZM172 211V212H171ZM174 211H176V208H173L172 207V210H170V212L168 213V211H164V212H162V214L164 215V216H166L167 215V217L165 218V220H170L171 219V217L174 215L173 214V212ZM91 212H93V213H91ZM97 212V213H96ZM128 212V213H127ZM112 213V214H111ZM147 213V212H146ZM165 213V214H164ZM110 214V215H109ZM128 214L130 215V216H132V217H130L129 219L127 218V216H128ZM161 214V215H162ZM172 214V215H171ZM203 214V215H202ZM105 215H107V216H105ZM118 215V216H117ZM123 215V216H122ZM171 217H170V216ZM94 216V217H93ZM117 216V217H116ZM120 216V217H119ZM143 216H145V217H149L150 215H143ZM169 216V217H168ZM93 217V218H92ZM102 217V218H101ZM122 217V218H121ZM204 217V218H203ZM111 218V219H110ZM118 218H119V220H118ZM197 219V221H198V219H199V222H196L194 219ZM62 219H63V217H62ZM126 219V220H125ZM134 219V220H133ZM200 219H201V221H200ZM4 220V221H3ZM131 220V221H130ZM194 220V221H193ZM188 221V222H189ZM1 222H2V224H1ZM205 222V221H204ZM203 222V223H204ZM3 223H6L5 225H7V227H8V225H9V223H8V221H7V219L6 218H2L1 219V221H0V227L1 226H5ZM185 224H186V226L187 227H189L188 226V224H187V221L185 222ZM56 226H59L58 228H59V230H57L56 229ZM61 227V228H60ZM185 227V226H184ZM184 228V229H186L187 230V232L188 233H186V232H184V230H183V233L185 234H187V235H184L185 237H186V239L188 238V235H189V238L187 239V240H189L190 241V243H192V244H195L196 242H197V240H196V237H194L193 236V233H192V236H191V231H193V230H197V229H195V228H192V227H189V228ZM1 229V228H0ZM49 229V230H48ZM47 229V231L48 232H50L52 235H54V237H55V239H57V240H60V237H62V236H64V234H66L67 233V231L69 230V228L67 229V228H64V227H62V226H60V225H54L53 227H49ZM54 229V230H53ZM66 231V233H65V231ZM143 229H145V230H143ZM188 229L190 230V229H192V230H190V232L188 231ZM140 229H138L137 230V233L138 234H136L137 235V237H141L140 235H144L147 231H146V228L145 227H143L140 231H139ZM185 230V231H186ZM139 231V232H138ZM61 232V233H60ZM191 237H193V238H191ZM2 238V239H1ZM0 238V243H2V242H5L6 240H8V238L7 237H1ZM7 238V239H6ZM127 238V237H126ZM191 238V239H190ZM195 238V239H194ZM49 239H50V237H49ZM188 241V242H189ZM88 242L89 243H91V241L90 240H88ZM96 245H98V244H96ZM105 247V245H103V244H99L98 246H96V247ZM102 247V248H103ZM97 248V249H98ZM104 249V248H103ZM97 252V253H96ZM96 252H94L93 254H95L96 256H97V258H100V256H101V252H99L98 250L96 251ZM73 253H75V254H81L82 252L80 251H73ZM70 254V253H69ZM100 254V255H99ZM4 261V262H3ZM0 264H5V259H1L0 260Z\"/></svg>", "mask_w": 264, "mask_h": 264}]
</instances>
